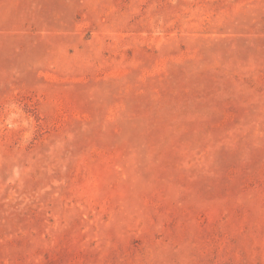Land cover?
Returning a JSON list of instances; mask_svg holds the SVG:
<instances>
[{"label":"rangeland","instance_id":"374dc122","mask_svg":"<svg viewBox=\"0 0 264 264\" xmlns=\"http://www.w3.org/2000/svg\"><path fill=\"white\" fill-rule=\"evenodd\" d=\"M0 264H264V0H0Z\"/></svg>","mask_w":264,"mask_h":264}]
</instances>
